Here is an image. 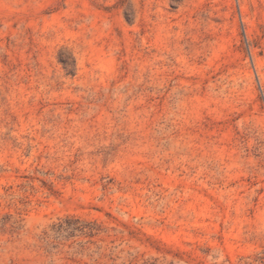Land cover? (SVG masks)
Returning a JSON list of instances; mask_svg holds the SVG:
<instances>
[{
  "label": "rangeland",
  "instance_id": "rangeland-1",
  "mask_svg": "<svg viewBox=\"0 0 264 264\" xmlns=\"http://www.w3.org/2000/svg\"><path fill=\"white\" fill-rule=\"evenodd\" d=\"M0 264H264V0H0Z\"/></svg>",
  "mask_w": 264,
  "mask_h": 264
}]
</instances>
